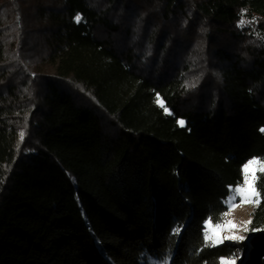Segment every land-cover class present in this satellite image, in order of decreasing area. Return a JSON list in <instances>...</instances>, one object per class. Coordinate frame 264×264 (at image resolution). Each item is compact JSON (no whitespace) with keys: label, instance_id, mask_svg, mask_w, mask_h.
Returning <instances> with one entry per match:
<instances>
[{"label":"trees","instance_id":"trees-1","mask_svg":"<svg viewBox=\"0 0 264 264\" xmlns=\"http://www.w3.org/2000/svg\"><path fill=\"white\" fill-rule=\"evenodd\" d=\"M49 2L0 0V264H264L203 241L264 159V0Z\"/></svg>","mask_w":264,"mask_h":264},{"label":"snow or ice","instance_id":"snow-or-ice-1","mask_svg":"<svg viewBox=\"0 0 264 264\" xmlns=\"http://www.w3.org/2000/svg\"><path fill=\"white\" fill-rule=\"evenodd\" d=\"M82 17L77 14L75 17V21L77 23L81 22ZM253 21H248L244 19V12L241 14V20L238 26H245L247 24L253 23ZM195 86V85H191ZM156 104L163 109L165 114H171L170 110L165 106L162 98L157 94ZM178 123L183 126L184 121L180 120ZM264 131V129H261ZM21 139L24 137V133H20ZM242 183H238V185L231 189L230 197L227 203L230 205L229 211L235 209L240 206V204H255L258 205L260 203V192L257 188V181L264 176V159L253 158L250 159L247 163L242 166ZM237 198H239V203H237ZM228 212L224 213V216H227ZM223 220V217L221 218ZM245 225V231H259L264 229H249L247 226L252 224L251 218L247 221L243 222ZM239 227L233 220H223L222 223L212 224L211 220L205 222V233L203 236V241L205 247H216L220 244L225 243L226 241H239L243 240L245 237L236 236V235H222L224 229L229 230L230 232ZM174 231L178 234L180 232V228L174 229ZM162 264H168V260H164ZM219 264H236V257H221L219 260Z\"/></svg>","mask_w":264,"mask_h":264},{"label":"rangeland","instance_id":"rangeland-1","mask_svg":"<svg viewBox=\"0 0 264 264\" xmlns=\"http://www.w3.org/2000/svg\"><path fill=\"white\" fill-rule=\"evenodd\" d=\"M21 1L24 4L23 5L24 8L28 9V11H31L32 13H34L36 10L34 5L38 3L44 6H47L48 4H50L49 2L50 0H21ZM30 23L35 26L38 22L36 19L31 18ZM38 25L42 29L45 24L42 25V23L40 22L38 23ZM35 35L36 34H32V37L35 38ZM237 203H239V198H237ZM255 206H256L255 204H240L239 207L232 209L231 211L228 210L227 211L228 215L223 216L224 218L223 220H233L236 224L239 225V227L232 230L231 232L227 229H224L222 235L224 236H228V235L243 236V234L246 233L245 225L243 222L247 221L251 217L252 210L254 209ZM226 242H231V241H226ZM223 244H220V245H223ZM240 259H241V256H239L238 258L236 257V264H237V261H239ZM146 264H162V261L152 258V259L147 260Z\"/></svg>","mask_w":264,"mask_h":264}]
</instances>
